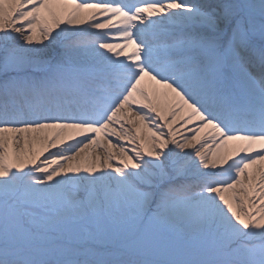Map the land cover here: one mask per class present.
<instances>
[{
    "label": "snow or ice",
    "instance_id": "obj_1",
    "mask_svg": "<svg viewBox=\"0 0 264 264\" xmlns=\"http://www.w3.org/2000/svg\"><path fill=\"white\" fill-rule=\"evenodd\" d=\"M0 264H264V0H0Z\"/></svg>",
    "mask_w": 264,
    "mask_h": 264
},
{
    "label": "bare ground",
    "instance_id": "obj_2",
    "mask_svg": "<svg viewBox=\"0 0 264 264\" xmlns=\"http://www.w3.org/2000/svg\"><path fill=\"white\" fill-rule=\"evenodd\" d=\"M100 135H101V138H103V135H104V134H103V133H101ZM179 135H180V134L178 133V138H179Z\"/></svg>",
    "mask_w": 264,
    "mask_h": 264
}]
</instances>
